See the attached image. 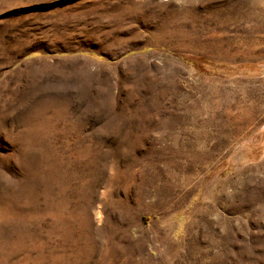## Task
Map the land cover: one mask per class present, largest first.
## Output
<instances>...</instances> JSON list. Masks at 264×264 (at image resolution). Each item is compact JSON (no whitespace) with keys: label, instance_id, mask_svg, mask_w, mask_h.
<instances>
[{"label":"rangeland","instance_id":"374dc122","mask_svg":"<svg viewBox=\"0 0 264 264\" xmlns=\"http://www.w3.org/2000/svg\"><path fill=\"white\" fill-rule=\"evenodd\" d=\"M0 264H264V0H0Z\"/></svg>","mask_w":264,"mask_h":264}]
</instances>
